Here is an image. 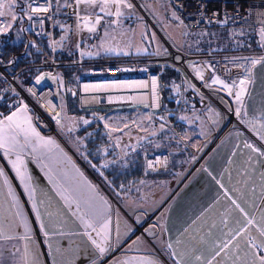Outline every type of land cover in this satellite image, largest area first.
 <instances>
[{
  "label": "crops",
  "instance_id": "1",
  "mask_svg": "<svg viewBox=\"0 0 264 264\" xmlns=\"http://www.w3.org/2000/svg\"><path fill=\"white\" fill-rule=\"evenodd\" d=\"M3 3L4 9L9 7L4 15L11 23L16 18L15 2ZM108 9L101 13L112 19ZM79 11L104 17L83 3ZM82 17L76 18L74 32L60 37L57 45L77 51L78 30L87 32L95 25V18L88 17L85 27ZM16 29L23 35L19 26ZM88 49L82 51L87 57L109 55ZM257 74L261 82L254 88L252 72L241 105L242 118L254 135L234 128L209 147L222 113L202 103L197 93L186 107L193 109L189 113L197 109L199 116L203 114L202 130L194 137L198 146L192 144L182 153L191 157L181 161L182 171L164 178L146 176L117 196L107 187L108 178L97 175L80 153L92 157L110 141L124 143L132 130L106 126V144L86 148L75 131L87 119L69 112L67 105L68 115L79 121L65 134L41 127L29 108L20 111L25 105L0 110V129L15 147L11 152L0 149V264H260L264 255V71ZM13 113L17 117L9 127L6 117ZM31 129L39 135H32ZM83 132L87 137L88 130ZM17 157L20 173L13 167ZM191 170L197 178L191 193L183 196L181 205L172 202V208L165 210ZM93 240L105 247L104 253Z\"/></svg>",
  "mask_w": 264,
  "mask_h": 264
},
{
  "label": "built area",
  "instance_id": "2",
  "mask_svg": "<svg viewBox=\"0 0 264 264\" xmlns=\"http://www.w3.org/2000/svg\"><path fill=\"white\" fill-rule=\"evenodd\" d=\"M170 2L178 17L189 28L210 25L264 27V0H170ZM29 5L46 7L48 11L32 12ZM63 5L65 12L75 15L76 18L97 17L96 13H81L75 0H63ZM127 5L132 6L131 0L113 3V23H119L125 7H129ZM52 6V0H27L26 2V13L32 16L33 33L39 37L48 33L50 37V48L42 55L39 62L8 67L6 47L0 45V90L16 91L9 101L10 108L24 104L31 110L35 121L41 127L55 130L52 116L60 109L56 96L58 68L61 65L73 64L83 67L77 86L81 107L138 106L146 109L149 112V121L155 123V112L162 105L160 75L165 72L169 80L180 87L181 92H183L184 84L187 83L195 92L207 94L215 100L222 117L209 147L234 128L244 129L254 135L252 128L242 118L241 105L252 78L253 66L256 64L252 61H259L264 57L263 38L255 46L203 50H191L186 46H178L168 41V52L164 54L119 56L100 54L87 57L82 53L79 29L74 42L78 51L76 57L72 60H60L56 56L57 45L53 33ZM117 12L119 15L115 14ZM6 26V17L0 16V28H6ZM22 40L23 35L19 34L18 29L15 28L10 41L18 43ZM151 64H155L157 68H152ZM33 67L38 68L37 73L28 84L22 85L18 81L19 76L24 70ZM44 73L55 78V82L48 84L41 80L37 84V79ZM217 77L228 84L233 95H229L228 90L222 85L212 84V79ZM48 88H52L50 95L56 101L53 106L49 105L43 97ZM241 90L243 91L240 100H237L236 94L241 93ZM177 145L179 149L185 150L188 142L181 137ZM168 161V150L148 152L145 156L148 168L164 167Z\"/></svg>",
  "mask_w": 264,
  "mask_h": 264
},
{
  "label": "trees",
  "instance_id": "3",
  "mask_svg": "<svg viewBox=\"0 0 264 264\" xmlns=\"http://www.w3.org/2000/svg\"><path fill=\"white\" fill-rule=\"evenodd\" d=\"M27 0H15L16 18L13 22L7 20V31H2L0 34V45L6 47L5 55L9 62L8 67L16 64L30 65L41 60L44 53L50 48V37L48 33L39 37L35 35L31 28V20L28 19L26 13ZM58 0H52V19L53 33L57 42L60 37L71 35L76 26V16L66 13L62 2V9L57 3ZM19 26L23 31V40L18 43L11 42L14 34V29ZM194 31L190 39H186L182 46H187L189 49H213L226 47H241L255 46L260 43L258 33L264 39V27L257 28L254 26H218L210 25L200 28H189ZM261 38V39H262ZM75 48L68 46L57 45L56 56L60 60H72L76 57ZM142 53H131L128 55H136ZM125 54H116V56ZM109 56H114L110 55ZM152 68H157L155 64H151ZM83 67L73 64L61 65L58 68V76L61 74L68 88L67 109L69 112L75 113L87 119L91 123L86 126L87 141L91 148L106 144L107 136L104 131L107 130L99 120L93 118L96 114L104 115L110 120L111 117L120 116L125 111L132 110L133 107L123 106H87L81 107L80 96L78 91L73 93V88L78 86L79 75ZM38 68H28L22 72L18 81L23 85L29 83L32 77L37 73ZM60 73V74H59ZM160 87L162 92V105L155 112V122L162 128L160 135H163L165 142H174L176 140L175 131L167 128L168 124H173L175 130L181 132L184 129L183 121L179 118V112L186 106V99L197 96L187 83L184 84L183 92L180 87L169 80L167 74L162 72L160 75ZM16 91L13 89L0 90V110H9V101L14 97ZM118 110L119 112H115ZM85 124V123H84ZM151 140V139H150ZM149 150L142 145L126 146L118 150L113 146V143H108L100 151L93 153L92 157L86 154H81L84 161L92 168L94 172L103 174L108 178L107 187L116 196L118 191L131 188L133 185L143 180L146 176L168 177L172 172L168 169L152 170L147 168L145 164V152ZM99 172V173H98Z\"/></svg>",
  "mask_w": 264,
  "mask_h": 264
},
{
  "label": "rangeland",
  "instance_id": "4",
  "mask_svg": "<svg viewBox=\"0 0 264 264\" xmlns=\"http://www.w3.org/2000/svg\"><path fill=\"white\" fill-rule=\"evenodd\" d=\"M3 1L5 2V0ZM7 2L9 3V0H7ZM131 2H132V6L125 7V10L120 18V22L118 25L117 24L115 25L109 16H106V14L103 15L101 13L100 8L102 7V4L98 2L95 6H93L95 10H98L97 13L100 16H104L102 17L104 18L103 24L101 25L95 24V31H91L90 33L89 31L85 32L86 30L81 31L82 29H80V36H81V32H85L82 34L80 40L82 42L83 52L89 50L88 48H92L93 52L96 53L104 52L108 54L110 53L164 54L168 52V47H167L168 41L176 45L182 46L183 43L186 41V39H190L191 36L194 34V31L189 30L186 27L184 21H182L177 17L174 7L168 0H151L146 3L145 2L140 3V0H131ZM57 3L62 9V0H58ZM111 3L112 2H110L108 5L109 7L108 11L110 12L113 11V5ZM13 8L15 9L14 5ZM0 11L8 13L9 7L8 9L2 8ZM257 35L259 41H261L262 40L261 34L258 33ZM257 70L264 71V57L261 58L259 60V63H257L253 68V72H255V79L253 81V84L255 83L254 88H256V86L262 80L259 78L258 74L256 77ZM41 76L43 77L42 81L45 83L52 84L55 82V78L49 76L47 73H44ZM56 81L58 84V90L56 96L60 103L61 109H59L58 112L52 116V120L54 121L56 128L59 131H61L62 134H65V129L67 127L74 128V126H76L75 124L78 123L79 120L72 119L66 111V105L68 102V88L61 74L57 76ZM198 97L200 98L202 103L207 104L206 106L212 104L213 106H216L217 109L219 110L215 100L209 95L198 93ZM188 110L190 109L186 107L184 110L182 109L179 112V118L183 121V125H184L183 131L179 132L175 130L173 124H168L167 126V128L171 130L173 129L175 131L176 140L174 142H165L163 135H160L161 133L163 134L161 126H159L157 122L155 123L150 122L148 119L149 112L143 108L133 107L132 110L125 111L122 114H119L120 116L111 117L110 120L101 114H96L95 117L93 118L95 119V121L99 120L107 127H111V128L116 127V128H120L121 130L123 129L127 131L132 130L134 132L132 137H130V140H127L124 143L110 141L113 142V146L115 148L120 145L122 146L142 145L149 149L145 152V156L146 153L148 152H159L163 150H168L169 152L168 164L164 167H159V168L151 167V169L152 170L168 169L169 171L171 170L172 173H175L182 171L181 170L182 160L191 159V157L188 156L184 157L182 153L189 150V148L191 149L192 144L195 147L198 146L199 140L196 139L197 137L196 138L194 137L198 134L199 128L202 130L201 127L202 125L200 124H202L203 122V116H202L203 114L199 116L197 109L190 113L187 112ZM204 110L205 109L202 107L201 112H204ZM114 111L117 113L119 112L118 110H114ZM185 111L186 113L184 114ZM91 121L82 124L81 126H77L78 130L75 131L76 134L78 135V140H80L81 144H83L86 148L88 145L87 143L88 141H86V136H85L86 133H84L83 131H85L86 126H88L91 123ZM181 137L185 138L186 141L188 142V147L185 150L179 149L177 145L178 140ZM195 159L193 161H195ZM174 166H176L177 168L175 169ZM194 168H196V166ZM191 172L192 170L189 172L190 174L186 177L187 179L178 185L176 191L174 192L175 194L174 199H172L171 203H169L168 206L165 207V210L168 208H172V206H170L172 202L181 205L180 200L183 198V196L186 193H191L190 189L193 187V184L196 182L197 179V178L195 179L196 175H193V173L191 174ZM158 178H163V177H158ZM173 179H177V178L174 177ZM171 181L172 178H169L168 182ZM161 188H163V185L161 184L158 185L159 191L161 190Z\"/></svg>",
  "mask_w": 264,
  "mask_h": 264
},
{
  "label": "snow or ice",
  "instance_id": "5",
  "mask_svg": "<svg viewBox=\"0 0 264 264\" xmlns=\"http://www.w3.org/2000/svg\"><path fill=\"white\" fill-rule=\"evenodd\" d=\"M15 2V0H13V3ZM100 3L102 4V7L100 8V11L101 12H105L108 8V5L110 2L112 3H122L123 0H75V3L77 5L79 4H86V5H90V6H95L97 3ZM127 6H131V5H127ZM4 7V3H3V0H0V8H3ZM29 7L31 8V11L32 12H46L48 11V9L46 7H31V5H29ZM5 13L3 11H0V16H3ZM107 14L108 15H112L113 13L110 12V11H107ZM116 15H119V12L115 13ZM15 18V17H13ZM28 19H32V16H28ZM82 19L85 21V27H88V24L90 23V19L88 17H82ZM102 19V17H99L97 16L95 18V24H98L100 22V20ZM89 31H95V25L93 24L92 27H89L88 29ZM0 31H7L6 28H0ZM252 63H259V61H252ZM209 67H211L209 65ZM202 78V76H201ZM43 79V77L41 76L39 79H37L36 83L39 84L40 81ZM243 83V82H241ZM212 84H219V85H222L223 88L227 89L228 90V93L229 95H233L232 93V90L231 88H229L228 84L224 83V81L220 80L218 77L217 78H214L212 79ZM153 85L155 86V81H153ZM31 91V90H29ZM242 91L241 90V93H237L236 94V98L237 100H240V96L242 94ZM21 112H26L27 111V106L25 105L21 110ZM237 115H239V113H237ZM17 117V113H13L12 115H9L8 117H6V120L9 122V127L11 126L12 123L15 122V118ZM0 123H3L2 121H0ZM85 123H87V121H85ZM16 127H21L19 124H16ZM31 126L29 125V128ZM31 134L32 135H35V136H38L39 134L38 133H35V130L34 129H31ZM18 143V142H17ZM46 143H52V141H47ZM0 149H4L5 152H11V151H14L15 150V147L14 145H10L9 143V139L7 137V134L4 130L0 129ZM20 159L19 157H17V160L13 162V167L16 168V171L18 173H20ZM21 178L23 179V174L21 173ZM89 227H91V225H89ZM106 229H107V225H104V235H105V242L107 241V234H106ZM93 243L96 244V247L98 248L99 252L100 253H104L105 252V247L101 246L100 244H97L95 240H93ZM225 247H227V245H225ZM264 247V246H262ZM220 253L217 252L216 255L218 256ZM260 264H264V255H260Z\"/></svg>",
  "mask_w": 264,
  "mask_h": 264
},
{
  "label": "bare ground",
  "instance_id": "6",
  "mask_svg": "<svg viewBox=\"0 0 264 264\" xmlns=\"http://www.w3.org/2000/svg\"><path fill=\"white\" fill-rule=\"evenodd\" d=\"M50 91H52V88H48L46 91H45V94H43V97L45 98V101L53 106L54 103H56L55 99L50 95ZM47 92V93H46ZM159 160V159H158ZM159 162V161H158ZM144 229V228H143Z\"/></svg>",
  "mask_w": 264,
  "mask_h": 264
},
{
  "label": "water",
  "instance_id": "7",
  "mask_svg": "<svg viewBox=\"0 0 264 264\" xmlns=\"http://www.w3.org/2000/svg\"><path fill=\"white\" fill-rule=\"evenodd\" d=\"M76 92H77V87L73 88V93H76Z\"/></svg>",
  "mask_w": 264,
  "mask_h": 264
}]
</instances>
